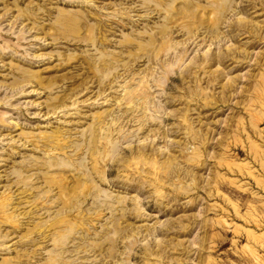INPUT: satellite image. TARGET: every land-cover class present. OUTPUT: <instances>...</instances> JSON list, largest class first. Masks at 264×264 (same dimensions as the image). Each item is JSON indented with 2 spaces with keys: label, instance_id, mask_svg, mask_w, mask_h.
Here are the masks:
<instances>
[{
  "label": "rangeland",
  "instance_id": "1",
  "mask_svg": "<svg viewBox=\"0 0 264 264\" xmlns=\"http://www.w3.org/2000/svg\"><path fill=\"white\" fill-rule=\"evenodd\" d=\"M0 264H264V0H0Z\"/></svg>",
  "mask_w": 264,
  "mask_h": 264
}]
</instances>
